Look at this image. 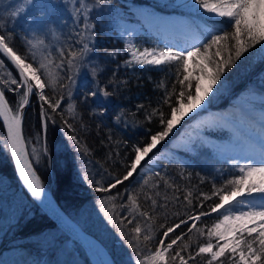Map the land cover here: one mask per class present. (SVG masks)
I'll use <instances>...</instances> for the list:
<instances>
[{
	"label": "snow or ice",
	"instance_id": "obj_1",
	"mask_svg": "<svg viewBox=\"0 0 264 264\" xmlns=\"http://www.w3.org/2000/svg\"><path fill=\"white\" fill-rule=\"evenodd\" d=\"M71 2L74 5V20L80 22L82 27L74 29L63 45L58 47L46 43L48 35L37 30H33L30 35L25 33L23 37L16 32L15 22L32 6L33 0H17L18 5L24 6L8 11L6 17L0 16V56L3 57L0 58V67L5 66L6 59L15 72V75L12 71L0 75V127L7 129V136L0 146L5 149L10 146L11 157L15 160L24 187L41 204L47 199V193L36 168L42 161L48 160L46 135L50 125L57 126V118L58 126L65 132L72 130L68 140L78 151H82L77 114L73 111V87L76 72L82 64L86 60L92 63L95 26L89 23L90 14L95 8L103 7V0H89L88 7L85 6V0ZM175 6L199 13L207 20L215 18V22L211 25H189L192 42L178 50L169 44L163 48L145 47L142 50L126 44L132 56V60L125 61L126 66L134 63L137 66L174 70L171 91L165 86L157 106L144 116L147 123H156V130L148 129L143 138L131 145L127 154L115 151L105 158L106 161H112L109 168H122L121 174L109 171L97 161L94 165L98 169L95 175L100 180L90 177L86 172L81 178L94 186L95 191L103 195V200L112 203L113 209L119 208L120 223L128 228L125 238L135 254V264H145V260H150L151 264H192L198 258H203V264H264V148L258 150L259 159L247 157L246 162L241 163L231 158L228 162L235 171L230 172V178L224 179L219 187L213 178L211 195L201 193L197 205H193L189 199L191 192L184 196L192 214L186 211L178 223L167 226L162 236L156 238L158 244L151 256H145L144 260L140 258L144 252L140 248L141 242L151 243L153 240V215L150 212L156 211L157 201L145 195L143 199L145 202L151 200V207L141 211V205L137 203L140 193L135 188L130 190L129 187H123L124 183L140 175L141 187L148 186L147 173H141V169L149 160L156 159L158 145H162L166 138L174 134L182 121H194L191 125L194 134L190 136L188 150L221 149L228 146L214 143L211 134L219 138L228 133L229 144L238 143L239 132L231 126L227 117L210 116L203 121L198 117L202 111H207L205 105L211 100L210 93L219 90L218 84L224 73L245 53L250 49H258L264 59V0H187ZM146 19L149 23L167 22L152 14H148ZM48 33L55 35L51 29ZM17 39L21 40L19 47L14 46ZM53 55L55 60L52 59ZM107 55L112 56L113 53ZM100 70L99 67L92 68L94 78ZM112 83L109 81L102 88L97 80L94 89L84 96L82 103H87L88 97L101 95L107 98L112 95L108 91ZM122 83L126 84L127 81ZM119 86L116 84V87ZM6 93H11V99L6 98ZM30 97H36L39 103L40 127L34 137L23 135L21 128L25 108L31 106ZM144 110V105H138L136 112L131 115L135 116ZM126 115L129 114L122 110L116 118L117 123ZM80 127L86 126L80 124ZM255 131L264 135V110L260 113ZM107 139L110 143L112 137L109 135ZM243 142L250 143V138L245 137ZM123 143L127 149L128 142ZM148 172L155 178L154 189H158L161 184L165 188L170 186L166 169L157 171L149 168ZM117 186H122L123 190H117ZM176 199L179 200V197ZM209 200L214 202L208 204ZM115 201L120 203L117 205ZM159 207L164 208L166 204ZM205 207L207 211L203 210ZM213 213L217 218L211 227H197L198 223ZM105 215H108L107 211ZM175 215L179 216L178 213ZM67 222L71 224V221ZM109 222L115 221L110 219ZM182 227L186 232L181 231L176 235V231ZM160 228L165 229V225L161 224ZM192 234L197 238L195 246ZM186 236L187 243H184ZM201 237L205 238L204 243L198 242ZM105 264H113V261L106 260Z\"/></svg>",
	"mask_w": 264,
	"mask_h": 264
},
{
	"label": "trees",
	"instance_id": "obj_2",
	"mask_svg": "<svg viewBox=\"0 0 264 264\" xmlns=\"http://www.w3.org/2000/svg\"><path fill=\"white\" fill-rule=\"evenodd\" d=\"M141 1L103 0V7H97L91 12L90 17L95 26V35L93 36L95 48L94 54L91 56L92 63L86 60L82 64L76 75L81 72L83 79L76 89L73 87V111L77 114L78 135L80 136V149L82 151H78L68 140V136L72 135V130L69 129L65 132L63 128L58 126L59 118H57V126L50 125L46 135V143L49 148L48 160L47 162L42 161L36 168L37 174L41 177L45 187L49 189L52 197L74 220L93 234L105 247L113 264H126L122 256L123 253L119 251L121 247L132 251L128 239L125 238L128 228L120 223L119 208L113 209L112 203L103 200V195L96 192L94 186H90L81 177L86 172L90 177L100 180V177L95 175L98 169L94 165L97 161L109 171L121 174L123 169L115 166L109 168L112 161H106L105 158L110 152L115 151L127 154L130 152L131 145L138 139L143 138L148 129L156 130V123H147L144 116L147 111L157 106L165 86L171 91L173 69L143 67L135 64L125 65V61L130 60H128L124 44L116 36L109 23L114 14L120 11L137 19L134 8ZM69 2L70 0H33L29 10L31 12L22 14L15 22L16 32L21 37L25 33L31 34L34 28H28L27 21L32 13V15L43 16L44 18L42 20H40V17L39 20L35 18L34 23H38L42 27H39L37 31H40V29L45 30V28L52 27V25L53 27L59 25L58 27L62 28L61 39L65 41L68 35L74 29H77L67 24V21L74 18V5L68 4ZM15 6L16 0L8 2L4 8L0 7V16L6 17L8 11L14 9ZM85 6H89V0H85ZM154 7L164 12H182L175 5L165 1L155 2ZM48 22L50 25L45 27ZM9 26H11V23ZM46 35L50 40H54V35L49 34L48 30ZM20 44L21 40L17 39L14 46L19 47ZM254 52L255 49H250L229 69L230 77L226 76L221 80L225 87L218 98V104L210 102V106L224 105L237 95L240 89L245 87L249 81L257 77L260 62L255 61ZM108 53H113V55L108 56ZM0 58L3 57L0 56ZM52 59L55 60L54 55ZM93 67L101 69L95 78L92 74ZM10 71L15 75L10 62L5 59V66L0 67V75ZM97 80L102 88L109 81H113L111 87L108 88V91L113 93L107 97L109 102L103 104L98 102L96 97H88L87 103H82L84 96L94 89ZM124 81H127V83H122ZM116 84L120 86L116 87ZM46 94L49 93L46 92ZM6 98L11 99V93H6ZM30 100L31 106H26L25 118L21 125L22 134L26 137H34L40 127L39 103L36 97H30ZM138 105H144L145 110L132 116L131 113L136 112ZM64 107L67 109V104ZM100 109H103V111L101 112ZM122 110L129 115H126L120 123H117L116 118ZM65 115L67 116L68 113L66 112ZM80 124L86 127H80ZM109 135L112 137L110 143L107 139ZM5 138L4 129L0 127V144L3 143ZM124 141L128 142L127 149L123 143ZM216 163L217 161L210 150L196 149L189 152L186 158L171 156L169 160H163L160 166L153 168L157 171L167 170L170 177V186L167 188L161 184L158 189H154L155 178L145 168L141 169V173H147L146 178L149 181L147 187H141L140 175H136L134 179L130 178V181L124 183L123 187H129L130 190L135 188L140 193L137 197V203L141 205V211L148 210L151 207V200L144 201L143 197L145 195L151 196L152 199L157 201L156 211L150 212V215H153V240L151 243L141 242L140 244V248H143L144 252L157 246L158 240L156 238L162 236V232L166 230L167 226L178 223L179 218H183L186 211L192 214L187 206V201L184 200V196L191 192L192 195L189 199L192 200L193 205H197L201 193L211 195L213 178H215L214 182L217 187L224 179L230 178L229 170H215ZM0 173L15 181L20 189L22 188L9 150L2 146H0ZM123 187L117 186V190L122 191ZM22 190L25 197L32 202L33 215L16 223L17 227L14 228L12 234L18 242L14 243L13 246L10 243L13 239L11 238L12 235L10 236L6 232V227L3 224L0 225V264H4L6 259H10L4 253L7 246L12 248L15 253L14 257L10 255L13 261L29 264L31 259L37 255L33 250L34 241L30 237L37 235L44 229L56 228L61 231L62 237H70L31 200L23 188ZM6 197H9L8 203H13L11 194H7ZM177 197H179V200L176 199ZM102 200L103 205L101 204ZM213 202L209 200L207 203L211 204ZM119 203L120 201H115V204L118 205ZM162 204H166V207H159ZM203 210L207 211V207ZM106 211L108 215H105ZM177 213L179 216L175 215ZM216 218V214L213 213L198 223L197 227H211ZM110 219H114L115 222H109ZM161 224L165 225V229L160 228ZM3 229L5 230L3 231ZM181 231L186 232V229L182 227L176 231V235H179ZM3 232L6 234H3ZM116 240H119V242H116ZM192 242L193 246L197 243L195 234H192ZM198 242L204 243L205 238L201 237ZM184 243H187V236ZM193 250H195V247H193ZM82 253L85 256V263L90 264L83 250ZM192 264H203V258L192 261Z\"/></svg>",
	"mask_w": 264,
	"mask_h": 264
},
{
	"label": "rangeland",
	"instance_id": "obj_3",
	"mask_svg": "<svg viewBox=\"0 0 264 264\" xmlns=\"http://www.w3.org/2000/svg\"><path fill=\"white\" fill-rule=\"evenodd\" d=\"M11 1L14 0H0V7L4 8L5 5ZM164 1L173 5L187 2V0H142L134 8L137 19H135V17H131L130 14L123 11L114 14V16L110 19L109 23L114 29V33L124 44L128 60H132V56L126 48V44L135 45V47L140 50L145 47L163 48L166 44H169L174 45L178 50L186 43L192 42L193 37L192 33L189 31V25L199 23L211 25L214 23L215 18L207 20L203 15L199 13H192L183 7L176 6L179 10H182V12H164L154 7L155 2ZM68 4L73 5L71 0ZM17 6L23 7L24 5H18L16 0L15 7ZM27 10V13L31 12L29 11L30 7ZM148 14L161 17L167 22L161 24L149 23L146 19ZM39 17L41 18L40 20L44 19L43 16H36L31 13L28 17L27 27L31 29L34 28L33 30H38L40 26L38 23L34 22L39 20ZM35 18L37 19L35 20ZM63 22L65 21L63 20ZM89 23L93 24L92 19L89 20ZM67 24L74 26L77 29L82 27V24L75 21L74 18L71 21H67ZM49 25L50 23L48 22L45 27H48ZM58 26L59 25L53 27L52 25V27L50 26L49 28H45V30L40 29L39 31L46 34L47 30L52 28L51 30L55 33L54 40H50L48 38L46 43H50L56 47L62 46L64 43V40L61 39L62 28L60 29ZM93 42L94 38L92 37V43ZM254 54L255 61L260 62L257 77L249 81L245 87L240 89L237 95L231 98L224 105L210 106V102L218 104V98L223 93L225 84L222 83V81L219 82V90L214 91V94L210 93L211 100L205 105L207 111H202L200 117H198V119L203 121L205 118L210 116H225L229 120L231 126L239 132L240 140L235 144H229L228 133L220 135L219 138H216V134H211L214 137V143L228 145L226 148L209 149L217 161L215 170H229L230 172H233L235 170L230 168V163L228 162L231 158H235L241 163H245L247 157L259 159L258 150L264 148V135L255 131V128L258 127L260 113L264 110V100H262V97H264V59L261 58L258 49H255ZM37 55L39 57V50L37 51ZM52 71L54 72L55 68H53ZM226 76L230 77V70L224 73L221 80ZM82 79L83 74L79 72L76 75L74 89H76ZM96 98L98 99V102L103 104L109 102L107 98H104L101 95ZM249 107L253 109H250ZM250 110L255 112L252 113ZM193 123L194 121L191 120L187 123L182 121L181 125L177 126L174 134L170 135L169 138H166V141L162 142V145H158L159 151L156 152V159L149 160L148 164L145 165L144 168L148 170L149 168L160 166L163 160H169L171 156L186 158L188 153L192 152L188 149L191 143L190 136L194 134L191 127ZM245 137L250 138V143L243 142ZM45 189L46 192L51 195L49 189L46 187ZM22 192V188L20 189L15 181L0 173V225L3 224L6 227V232L9 233L10 236L12 235L11 238L13 239L10 242L12 243V246L15 245L14 243L18 242V240H15L16 238L14 237V234H12L14 228L16 229L17 227L16 223L21 219L24 220L33 215L32 202H30ZM7 194H11L13 203H8L9 197H6ZM5 229H3V231ZM60 232L61 231L56 228L44 229L42 232L37 233V235H32L30 237V239H33L34 241L35 246L33 247V250L37 255L31 259L29 264H87L85 263V256L82 253L83 248L81 245L71 236L69 238L62 237ZM3 234L6 233L3 232ZM116 242H119V240H116ZM100 245L103 247L108 258L112 260L105 247L101 243ZM155 248L150 251L148 250L143 252V255L140 258L144 260L145 256L150 257ZM119 251L123 253L122 256L124 257V262L126 264H135L136 257L132 251H128L126 248L122 247ZM4 253L6 257L10 258L6 259L4 264H25L21 261H13L10 257V255H13L14 257L15 254L12 248H8L7 246ZM145 264H151V261L145 260Z\"/></svg>",
	"mask_w": 264,
	"mask_h": 264
},
{
	"label": "water",
	"instance_id": "obj_4",
	"mask_svg": "<svg viewBox=\"0 0 264 264\" xmlns=\"http://www.w3.org/2000/svg\"><path fill=\"white\" fill-rule=\"evenodd\" d=\"M128 1V0H126ZM26 109V108H25ZM5 132V137L7 136V129L3 128ZM10 153V146L8 148ZM11 156V154H10ZM13 166L18 177V180L24 189L25 193L31 198V200L47 215L49 216L64 232L70 235L73 239H75L83 248L89 262L91 264H103L97 250L95 247V242H99L93 234L85 230L76 220H74L52 197H48L43 204L34 200L31 197V194L24 187L21 178L19 177V173L15 167V160L11 157ZM68 221H71L69 224ZM74 226V227H73Z\"/></svg>",
	"mask_w": 264,
	"mask_h": 264
},
{
	"label": "bare ground",
	"instance_id": "obj_5",
	"mask_svg": "<svg viewBox=\"0 0 264 264\" xmlns=\"http://www.w3.org/2000/svg\"><path fill=\"white\" fill-rule=\"evenodd\" d=\"M31 99H32V98H31ZM249 108H250V109H253V108H251V107H249ZM250 111H251L252 113L255 112V111H253V110H250ZM46 193H47V192H46ZM47 196L50 197L51 195H50L49 193H47ZM95 247H96V250H97V252H98V254H99V256H100V258H101L103 264H105V261H106V260H109V258H108V256H107L106 252L104 251L103 247L100 245L99 242H95Z\"/></svg>",
	"mask_w": 264,
	"mask_h": 264
}]
</instances>
